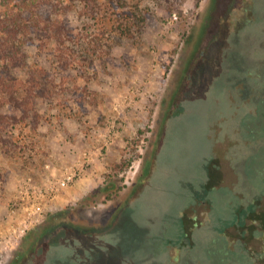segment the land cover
Instances as JSON below:
<instances>
[{
    "label": "rangeland",
    "instance_id": "1",
    "mask_svg": "<svg viewBox=\"0 0 264 264\" xmlns=\"http://www.w3.org/2000/svg\"><path fill=\"white\" fill-rule=\"evenodd\" d=\"M125 11L75 4L64 64L46 37L23 47L58 77L55 96L67 105L35 97L43 163L25 166L0 147V234L18 230L26 177L41 184L47 163L65 167L84 151L94 160L42 201L22 236L0 237V264H209L216 246L206 253L207 241L233 215L223 195L246 194L245 177L259 203L248 216L264 219V177L255 175L264 168V0L151 4L131 27ZM131 151V164L108 176ZM132 221L146 240L120 255L136 243Z\"/></svg>",
    "mask_w": 264,
    "mask_h": 264
},
{
    "label": "trees",
    "instance_id": "2",
    "mask_svg": "<svg viewBox=\"0 0 264 264\" xmlns=\"http://www.w3.org/2000/svg\"><path fill=\"white\" fill-rule=\"evenodd\" d=\"M181 1L0 0V147L15 162H21L25 166L36 167L43 163L46 159L44 156L47 155L44 151L46 139L38 131L39 115L34 108L35 97L38 94L48 95L51 99L55 98V105H67L61 102L60 97L55 96L57 85H60L57 83L58 77L49 78L41 66L30 61L29 55L23 51L25 44L33 39L46 37L52 42L51 48L55 49L56 64L61 65L66 60L65 52L75 43L73 29L68 20V12L75 4H82L87 12L92 13L96 5L101 3L114 10H126L124 18L128 27H131L143 23L151 4L172 11ZM92 41L99 45L94 39ZM17 67H21L28 77L20 78L14 71ZM75 100L78 105L82 104L78 98ZM134 157V151L124 152L119 161L110 165L108 176L127 168ZM132 224L138 235L135 237L136 243L127 251H118L120 255L141 248L146 240L148 229L133 221Z\"/></svg>",
    "mask_w": 264,
    "mask_h": 264
},
{
    "label": "flooded vegetation",
    "instance_id": "3",
    "mask_svg": "<svg viewBox=\"0 0 264 264\" xmlns=\"http://www.w3.org/2000/svg\"><path fill=\"white\" fill-rule=\"evenodd\" d=\"M255 175L264 177V168ZM243 185L248 187L244 189L246 194L241 193L243 190L234 189L223 195L221 207H231L233 215L223 222L217 235L207 241L206 253H209L211 248L214 249L213 245L216 246V256L207 261L209 264H264V219L248 216L259 208V203L258 200L251 199L250 196L255 190L246 182V177ZM232 197L242 199L232 204ZM236 226L240 228L239 231ZM255 230H260V234L254 235Z\"/></svg>",
    "mask_w": 264,
    "mask_h": 264
},
{
    "label": "built area",
    "instance_id": "4",
    "mask_svg": "<svg viewBox=\"0 0 264 264\" xmlns=\"http://www.w3.org/2000/svg\"><path fill=\"white\" fill-rule=\"evenodd\" d=\"M96 154V153H94ZM94 157L90 152L84 151L82 156L77 157L74 163L55 169L47 163L45 165L47 175L41 184L32 183L30 176L23 180L18 189L17 198L25 203L24 216L19 221L18 230L13 227L8 235L0 234V237L11 239L22 236L24 230L31 224L37 222L41 215L40 204L43 200L53 198L60 189L77 179L84 167L90 164ZM12 212H15L13 209Z\"/></svg>",
    "mask_w": 264,
    "mask_h": 264
}]
</instances>
